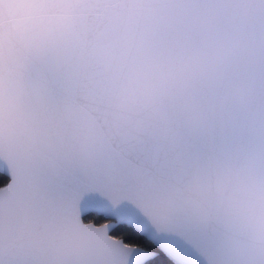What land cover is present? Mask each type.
<instances>
[{"label":"snow or ice","instance_id":"1","mask_svg":"<svg viewBox=\"0 0 264 264\" xmlns=\"http://www.w3.org/2000/svg\"><path fill=\"white\" fill-rule=\"evenodd\" d=\"M0 0V264H264V0Z\"/></svg>","mask_w":264,"mask_h":264},{"label":"water","instance_id":"2","mask_svg":"<svg viewBox=\"0 0 264 264\" xmlns=\"http://www.w3.org/2000/svg\"><path fill=\"white\" fill-rule=\"evenodd\" d=\"M10 2L13 5V9L11 13H6L3 15V21H4L5 26H7L10 18H14L16 16V14L19 11L20 6L26 4L28 0H10Z\"/></svg>","mask_w":264,"mask_h":264}]
</instances>
